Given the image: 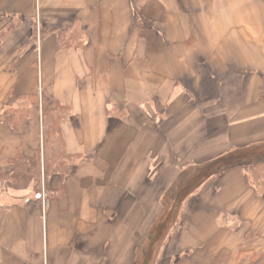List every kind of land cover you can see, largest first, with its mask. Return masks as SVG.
I'll return each mask as SVG.
<instances>
[{"label":"crops","instance_id":"obj_1","mask_svg":"<svg viewBox=\"0 0 264 264\" xmlns=\"http://www.w3.org/2000/svg\"><path fill=\"white\" fill-rule=\"evenodd\" d=\"M60 32L83 45L59 50ZM30 95L40 109L16 130L4 113ZM57 104L79 156L64 175ZM39 152L40 185L8 178ZM238 152L264 157V0H0V264H142L141 249L146 264H264L246 171L190 189L187 172Z\"/></svg>","mask_w":264,"mask_h":264},{"label":"trees","instance_id":"obj_2","mask_svg":"<svg viewBox=\"0 0 264 264\" xmlns=\"http://www.w3.org/2000/svg\"><path fill=\"white\" fill-rule=\"evenodd\" d=\"M64 32L58 33V44L57 48L63 49L66 47H80L83 45L82 41L74 42L72 39H64ZM25 99H27L30 103L28 107L25 108H9L4 113L5 121L13 126L14 129L18 130L24 119H27L31 116H35L39 109H40V102L38 100L37 96L30 95V96H23ZM55 114L57 115L56 124L55 127L51 131V139H54L55 147L54 150H52V156H51V168H53L56 172H60L63 175L66 174L69 170L68 162H71L78 158L79 156L71 155L67 153L66 150H64L63 146V139L62 134L59 127V121L64 117L65 114L69 112V108L66 106H62L61 104H57L56 108L54 109ZM49 143L48 141H45V147L46 144ZM46 154V150H45ZM46 157V156H45ZM41 153H37L32 158H19L14 162L15 165V171L14 173L8 177L12 181H18L21 179H35L38 181V185H40V178H41ZM47 162V159H46ZM48 164L46 163V167ZM239 166L242 167L246 171V179L250 186H252L256 193L262 194L264 192V157H251L247 156L246 153L238 152L235 154H231L229 157L218 159L207 166L204 167H198L191 169L187 173L194 172L193 176L189 175V178L191 180V184L193 182H196L191 188L195 189L200 185L203 181L208 179L212 175H220L222 174L226 169L230 167ZM48 174V171L45 172ZM186 177V175H185ZM173 192H171L170 195H172ZM168 197L165 198L166 201L162 202L163 212L166 214L169 210L172 212L177 211V202H171L168 201ZM168 213V214H171ZM167 214V217L164 216L161 219L160 225L163 226L165 222H172L174 219L169 218V215ZM145 249H141L139 252V255L142 257V264H146L145 261ZM139 256V257H140Z\"/></svg>","mask_w":264,"mask_h":264},{"label":"rangeland","instance_id":"obj_3","mask_svg":"<svg viewBox=\"0 0 264 264\" xmlns=\"http://www.w3.org/2000/svg\"><path fill=\"white\" fill-rule=\"evenodd\" d=\"M193 174H194V172L190 173L191 176H193ZM194 184H196V182H194L193 185H194ZM193 185L191 184V187H192ZM191 187H190V189H193V188H191Z\"/></svg>","mask_w":264,"mask_h":264}]
</instances>
